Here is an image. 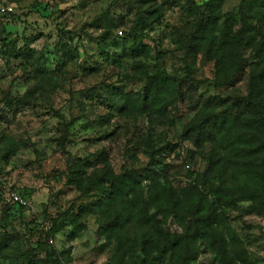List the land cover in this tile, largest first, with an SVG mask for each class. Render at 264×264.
Returning a JSON list of instances; mask_svg holds the SVG:
<instances>
[{
	"label": "trees",
	"instance_id": "trees-1",
	"mask_svg": "<svg viewBox=\"0 0 264 264\" xmlns=\"http://www.w3.org/2000/svg\"><path fill=\"white\" fill-rule=\"evenodd\" d=\"M225 1L124 0L132 17L125 20V13L107 10L94 21L102 29L95 40L100 54L92 60L95 66L85 64L83 70L100 73L102 58L117 65L120 84L101 79L82 90L81 96L108 111L98 116L100 126L111 124L116 116L147 118L151 125L139 145L153 167L132 164L118 172L105 150L69 162L67 183L81 198L90 200L74 203L52 217L43 240L29 243L26 239L29 244L24 246L0 239L5 264H68L66 251L59 252L53 239L70 227L68 239L75 240L87 228L85 219L90 215L96 218V234L103 239L99 249H111L107 264H197L202 245L213 253L217 264H260L236 233L229 215L240 210L242 202L248 203L245 214H264V0H240L235 14L224 11ZM169 2L183 12L181 23L169 33L183 54V73L171 71L167 49L149 42L151 33L164 25ZM1 33H5L0 38L4 57L29 68L27 81L34 84L21 96L4 94L0 123L9 121L8 113L16 115L31 105L48 82L59 84V77L64 78L71 62L77 61L78 46H83L77 33L60 27L55 56L48 58L33 47L43 37L41 32L22 38H13L5 28ZM200 59L214 67L208 81L211 93L196 76ZM241 82L244 91L237 88ZM180 102H188L194 111L180 138L192 142L194 148L188 151L202 157L205 169L190 171L191 181L177 188L166 173L156 169L166 164L164 152L172 144H158L163 140L156 139L154 127L175 125ZM65 144L61 143L62 148ZM17 145L1 136L0 157L8 162ZM170 150L175 151L173 145ZM5 185L2 180L0 200L24 208L7 200ZM10 189L27 200L16 188ZM171 218L181 231L167 227Z\"/></svg>",
	"mask_w": 264,
	"mask_h": 264
},
{
	"label": "rangeland",
	"instance_id": "rangeland-1",
	"mask_svg": "<svg viewBox=\"0 0 264 264\" xmlns=\"http://www.w3.org/2000/svg\"><path fill=\"white\" fill-rule=\"evenodd\" d=\"M239 1L226 0L224 11L235 14ZM0 5L13 8L9 13L0 11V38L5 37V33H1L3 28L13 38L41 32L43 37L35 41L33 47L44 52L48 58H54L61 27L77 33L78 41L83 45L78 46L77 61L71 62L62 76L64 78L59 77V84L56 80L48 82L44 89L36 93L31 105L16 115L8 113L9 121L0 123V137L4 135L18 143V150L10 155L8 162L0 157L3 181L9 188L19 190L28 202L24 208H18L0 200V239L9 238L13 244L19 241L25 246L45 239L52 217L74 203L85 204L90 200L81 198L76 188L67 183L69 162L86 160L91 154L105 150L118 172L123 166L132 164L153 167L139 145L151 124L145 117L123 119L116 116L111 124L100 126L98 116L106 115L108 111L98 106L95 100H86L81 96L82 90L97 85L101 79L120 84L117 82L115 64L99 58L103 62L100 73L84 71L83 66H95L92 60L99 53L95 40L102 29L97 28L94 21L107 10L125 13V20L132 17L133 11L124 6V0H0ZM165 8L164 25L151 33L149 42L151 45L159 42L162 48L167 49L170 52L167 65L171 71L183 73V54L176 49L169 34L172 26L181 23L183 12L179 5L171 2ZM166 24L168 27H164ZM124 29L122 27L120 30ZM120 34L121 31L118 32ZM22 45L19 39L18 47ZM2 48L0 40V108H5L2 103L5 93L24 95L34 83L27 81L26 73L30 69H23L19 61H8ZM201 61L196 65V76L202 88L211 93L213 88L208 81L213 77L214 67ZM244 87V82L237 84L239 90L244 91ZM131 88L138 87L131 85ZM193 112L188 102H180L175 111V125L167 123L154 127L156 139L163 140L158 144L170 142L175 149L170 150L172 145L166 147V164H160L156 169L161 174L166 173L177 188L191 181L188 176L190 171L205 169L202 157L198 154L193 156L188 151L194 148L192 142L180 138L182 127ZM105 134L109 136L102 138ZM62 142H66L65 148H62ZM90 160H94V157ZM247 205L242 202L241 209L232 211L229 220L248 251L260 260V264H264V214H245ZM85 222L87 228L75 240L68 239L71 228L66 227L55 235L53 245L59 252L66 251L64 258L69 261L68 264H107L111 249H99L103 239L96 234V218L90 215ZM167 227L172 231H181L173 218L168 220ZM26 239H30L29 243ZM0 264H5L1 256ZM197 264H217L213 253L205 245L200 248Z\"/></svg>",
	"mask_w": 264,
	"mask_h": 264
},
{
	"label": "built area",
	"instance_id": "built-area-1",
	"mask_svg": "<svg viewBox=\"0 0 264 264\" xmlns=\"http://www.w3.org/2000/svg\"><path fill=\"white\" fill-rule=\"evenodd\" d=\"M13 8L11 6H1L0 5V11L1 12H9L12 11ZM2 174L0 173V184L2 182ZM5 196L7 200L11 203H19L22 205H27V200L21 196L18 192L11 190L7 185L4 186ZM52 241V240H51Z\"/></svg>",
	"mask_w": 264,
	"mask_h": 264
}]
</instances>
